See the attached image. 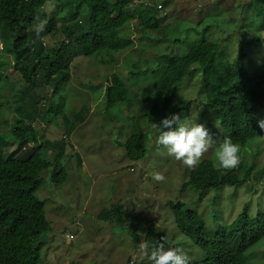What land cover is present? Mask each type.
I'll return each mask as SVG.
<instances>
[{"label":"trees","instance_id":"trees-1","mask_svg":"<svg viewBox=\"0 0 264 264\" xmlns=\"http://www.w3.org/2000/svg\"><path fill=\"white\" fill-rule=\"evenodd\" d=\"M43 2L0 0V98L9 72L15 70L28 85L25 92L35 100L31 105L21 103L14 110L22 116L14 130L17 149L6 156L5 142L0 140V264L44 263V240L53 227L48 220L47 204L37 195L43 175L51 170L54 183L62 185L69 181L68 167L73 166L70 164L73 156L69 161L65 158L68 147L69 151L76 149L71 143V134L100 107L105 108L104 118L115 111L132 113L136 105V112L143 113L141 118L144 117L147 121L144 124L149 126H159L173 113L180 114L182 119L191 116L192 122L207 125L209 135L218 144L225 138L238 144L240 162L235 168L220 170L209 160L192 171L188 184L198 195L225 187L236 189L243 184L251 185L252 178L264 177V169L256 172L258 157L264 150V128L259 126L264 120V55L260 51L264 44V0L232 1L238 5L241 15L250 10L255 13L260 25L258 38L250 41L254 48L240 50L241 56L231 58L227 50L211 38L214 29L221 25L223 10L209 11L203 19L211 18L213 23L206 26L193 18L182 26V20L167 24V19L171 21L175 15L174 7H169L173 0H164L161 8L157 1L154 5L143 2L134 6V0H58L57 3L64 4L68 16L51 18L37 30L45 21L40 11ZM135 19L141 20L147 33L155 31L160 41H167L159 51L163 61H157L156 65L164 71L154 81L144 80L145 70H152L150 63L141 64L134 56L131 63L126 64L131 75L128 82L121 73L112 74L110 82L107 75L104 76L99 91L103 96L96 110L90 101L83 103L71 117L67 116L70 104L68 93H63V89L71 83L75 60L87 57L93 58L97 65H106L108 59L130 58L127 53L134 47L135 40L129 31ZM245 21L251 23L249 18ZM59 22L64 39L48 45L45 39L58 33ZM194 36L200 39H193L195 44L191 46L189 43ZM43 85L52 89L50 96L38 94L37 88ZM190 86L196 89L197 99L175 102L181 89ZM124 115L120 114L114 122H122L125 128L131 119L134 132L125 136L126 140L124 136L118 140L123 159L141 163L149 146V136L145 128L139 127L140 121L134 115ZM38 118L47 123L62 120L66 136L55 142L44 140L36 125ZM43 151L49 152L52 159H45ZM74 160L79 167L84 165L78 152ZM113 206L97 214L100 223L113 229L128 228L134 237L133 232L142 226L128 221L127 217H135L136 213L123 210L120 204ZM168 206L174 215L176 230L203 253L201 261L189 258L190 264H254L250 251L264 246V213L251 217L250 205H246L231 224L213 219L212 226L185 202L169 201ZM213 225L217 227L212 228ZM144 231L148 245L163 242L165 238L166 248H178L159 227L151 224ZM69 243L73 246L74 241Z\"/></svg>","mask_w":264,"mask_h":264},{"label":"rangeland","instance_id":"rangeland-1","mask_svg":"<svg viewBox=\"0 0 264 264\" xmlns=\"http://www.w3.org/2000/svg\"><path fill=\"white\" fill-rule=\"evenodd\" d=\"M155 1H157L158 8H161L164 0H134L133 4L138 6L145 2L154 5ZM238 1L240 2V0ZM57 2L58 0H44L40 11L45 17V21L37 26V30L42 29L46 21L51 18L68 16L64 4ZM203 5H206L204 10L196 9ZM172 6L175 15L172 16L173 21L167 19V24L182 20L184 22L182 26L192 18L202 22L205 26L210 22L213 23L211 18L203 19L211 10L226 9L221 15L223 20L228 21L236 15L237 8L232 0H173L169 7ZM236 16L239 18L238 15ZM58 24V33L45 39L48 45H53L56 41L64 39V35L59 29L62 23ZM183 30L186 31V29ZM129 32L135 40L134 47L127 53L130 58L108 59L106 65H97L93 58L87 57L75 60L71 70V83L66 84L63 89V93H68L67 98L70 104L68 111L66 110L67 116L71 117L82 107L83 103L90 101L94 105L93 110H96L95 107L103 96L99 91L102 82L105 81L104 76L107 75L110 82L112 74L121 73L128 82L131 75L128 73L126 64H130L129 61L133 60L134 56L140 60L141 64L145 61L150 63L152 70H145L146 78L144 80L154 81L159 78V75L164 71V69L156 67L157 61H163L159 51L163 50L162 47L167 44V41H160L155 31L147 33L140 19H135L131 23ZM193 39L200 38L194 36L189 43L191 46L195 44ZM1 50L2 44L0 43ZM8 75L7 86L3 91V97L0 98V140L5 142L3 149L6 156L15 151L18 146L14 129L22 116L16 114L14 110L21 103L31 105L35 101L32 95L25 92L28 85L20 73L11 70ZM187 84L189 85V83ZM182 89L175 102L197 99V92L193 86ZM51 91L52 89L48 85L37 88L38 94L43 97L50 96ZM55 103L57 102L55 101ZM44 105L46 103L41 105L43 109ZM104 110V107H100L97 108L95 114L90 113L87 121L79 125L71 134L70 140L76 150L69 151V147L67 149V152L72 153H67L65 159L69 161L68 158L73 156V161L70 163L73 166H67L71 177L69 181L62 185L54 183L53 176L51 178L50 175L51 170L46 171L43 175L42 186L37 195L47 204V216L49 222H52L53 230L44 240L46 253L42 264H149L141 249V243H145L146 232L144 229L151 224L159 227L164 236L187 254L191 260L201 261L204 258L203 253L176 230L174 215L168 206L169 201L185 202L191 209L208 220L211 226L213 219L231 224L243 213L246 205H250L251 217L264 213V177L258 180L252 178L251 185L243 184L236 189L225 187L203 195H198L188 184L192 171L204 161L212 160L217 168L223 169L216 158L219 144L215 139L212 138L213 146L201 158L200 162L195 167L189 168L181 161L169 157L166 149L162 145L156 144V137L161 129L156 125L144 124L147 121L144 120V117L141 118L143 113L140 115L136 112V105H133L132 113L126 110L122 113L115 111V113L111 112L112 116L107 115L103 118ZM123 113L124 116L134 115L140 121L139 127L145 128V132L149 135V146L141 163L132 162L126 157L125 160L123 159L118 140L129 135L130 132H134L131 119H128L125 128L122 127L124 126L122 122L118 124L114 122L116 117ZM39 118L36 125H39V131L44 140L55 142L66 136L65 126H61L62 120L58 119L47 123ZM189 118L192 121V117ZM202 124L208 129L207 125L203 122ZM127 137L123 140H126ZM76 152L83 160L82 167H79L74 160ZM43 154L45 159H52L49 152L43 151ZM246 155L250 157L248 151H246ZM132 169L133 171H131ZM263 169L264 150L258 157L256 172ZM157 172L165 177L163 181L153 179V175ZM135 189H137L136 193ZM115 204H120L123 210L131 214L136 213L135 217H127L128 221L142 226L133 232L135 233L134 237L128 228L115 227L113 229L102 222L100 223L97 218V214L101 210H111ZM216 227L213 225L212 228ZM78 229H81V235L76 232ZM66 231L75 236L73 246L65 238ZM136 238L139 241L134 243ZM259 249L260 252L256 253ZM253 253H256L254 257L251 256ZM249 257L254 264H264V246L252 249Z\"/></svg>","mask_w":264,"mask_h":264},{"label":"clouds","instance_id":"clouds-1","mask_svg":"<svg viewBox=\"0 0 264 264\" xmlns=\"http://www.w3.org/2000/svg\"><path fill=\"white\" fill-rule=\"evenodd\" d=\"M236 10L239 11V13L235 12L239 18L235 15L228 21L222 19L220 21L221 25H218L214 29V34L211 37L217 40L218 43L227 50L226 54L230 58L233 55L241 56L240 50L242 51L248 47L254 48L253 43L251 44L250 41L258 38L259 35L257 29L259 28L260 21L257 19L256 14L252 13L250 10L246 15L244 13L241 15L238 5ZM245 18H249L252 25L245 21ZM263 47L264 44L262 43L260 49L262 52L264 51ZM262 54L264 55V52ZM261 60L262 59H260V62ZM55 101L57 102L58 99H55ZM18 126L17 123L15 129ZM259 126L264 128V120L259 122ZM156 127L161 129L156 137V144L162 145L166 149L169 157L181 161L189 168L195 167L213 146L214 140L203 124L192 122L188 117L182 119L180 114H170L161 121L159 126L156 125ZM239 153V145L234 143L230 138H225L223 142L219 144V148L216 151V158L222 168L232 169L240 162ZM131 171H133V169ZM153 179L156 181H163L165 177L157 172L153 175ZM50 224L52 225V222ZM76 232L79 233V235L82 234L81 229L76 230ZM65 238L68 242L70 240L75 241V236L70 234V232L67 233V231L65 232ZM162 241L163 242L154 245H148L144 242L141 243V249L143 250L144 256L149 261V264H190L189 257L181 249L166 248L165 244L167 241L165 238H162Z\"/></svg>","mask_w":264,"mask_h":264}]
</instances>
